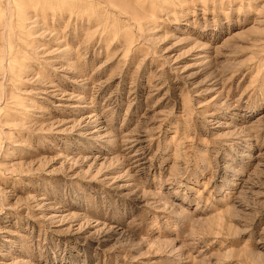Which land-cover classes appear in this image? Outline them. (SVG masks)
<instances>
[{"label":"rangeland","instance_id":"obj_1","mask_svg":"<svg viewBox=\"0 0 264 264\" xmlns=\"http://www.w3.org/2000/svg\"><path fill=\"white\" fill-rule=\"evenodd\" d=\"M0 264H264V0H0Z\"/></svg>","mask_w":264,"mask_h":264}]
</instances>
